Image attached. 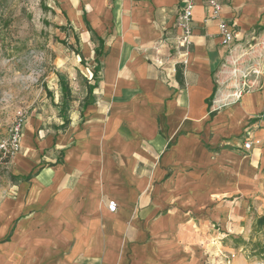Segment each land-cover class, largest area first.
<instances>
[{"label": "crops", "instance_id": "0c3cea01", "mask_svg": "<svg viewBox=\"0 0 264 264\" xmlns=\"http://www.w3.org/2000/svg\"><path fill=\"white\" fill-rule=\"evenodd\" d=\"M218 1L235 47L264 41V0ZM114 2L136 13L103 54L97 102L64 132L30 123L10 161V175L19 179L0 187V264H222L232 251L223 244L230 234L211 229L197 197L187 196L220 192L210 174L220 173L242 198L223 206L226 216L234 208L235 219L246 218L258 205L264 144L245 151L242 143L264 136V93L218 103L215 79L228 55L204 3L195 1L186 46L177 27L181 0ZM201 147L218 162L208 168L211 185L204 189ZM53 154L56 160L43 163ZM206 207L216 217L210 221L227 224L228 216L214 213L218 205ZM234 264L248 263L238 255Z\"/></svg>", "mask_w": 264, "mask_h": 264}, {"label": "rangeland", "instance_id": "374dc122", "mask_svg": "<svg viewBox=\"0 0 264 264\" xmlns=\"http://www.w3.org/2000/svg\"><path fill=\"white\" fill-rule=\"evenodd\" d=\"M135 10L133 5L119 7L114 0H0V141L9 145L12 129L20 119L19 114L23 120L18 149L5 158L6 163L0 165V187L8 185L10 161L21 152L25 131L30 123L38 119L42 123L43 132L47 129L52 133L55 131L53 124L60 125L62 121L73 118L79 120L81 102L86 93L85 82L92 81L91 69L97 58L94 52L98 44L97 37L106 38L107 43L102 52H108V48L115 42V32L128 29L131 22L127 21L136 13ZM59 27H66L68 36ZM65 40L71 48L61 43ZM78 52L83 55L82 63ZM103 57H99L101 62ZM59 80L70 87V101L66 104H62ZM259 115L263 116L260 120L264 123V111L259 112ZM28 137L31 139V132ZM206 149L211 151L207 147L200 148L202 178L199 185L202 189L211 185L207 176L212 174V182L220 192L211 196L188 195L187 199L194 200L197 197V203L200 204L198 214L204 221H209L211 229L219 231L221 235L230 234L223 244L231 247L235 259L243 255L248 264H264L250 250L254 242L262 240V235L255 234L252 226L255 217L263 211L260 200L264 198L263 184L259 191L258 205L249 206L246 218L235 219L233 208L227 214V224L221 220L219 224L213 223L210 220L213 216L216 221V217L205 208L206 203L212 201L218 205L220 209L214 210V213L224 219L227 216L223 206L228 204L235 207L242 198L234 189L235 185L225 183L224 174H207L210 165H218V162ZM56 157L53 154L43 163L51 164ZM194 182L189 180L187 183ZM231 252L224 253L223 260Z\"/></svg>", "mask_w": 264, "mask_h": 264}, {"label": "built area", "instance_id": "2783aa9c", "mask_svg": "<svg viewBox=\"0 0 264 264\" xmlns=\"http://www.w3.org/2000/svg\"><path fill=\"white\" fill-rule=\"evenodd\" d=\"M196 0H181L182 6L177 16V27L181 32V42L190 45L193 35V10ZM206 10V20L216 21L217 29L221 39V45L227 48L228 60L216 75L218 103L221 106L240 100L245 93L261 90L264 93V41L254 42L246 47H235L236 33L232 24L221 17V5L218 0H201ZM258 47V48H257ZM19 122L12 129L10 144L0 141V165L5 163V158L17 150L21 137L22 118L19 114ZM264 144V136L252 140L243 141V149L250 151L254 147ZM111 213L117 211L114 201L107 203ZM235 254L230 253L222 264H234Z\"/></svg>", "mask_w": 264, "mask_h": 264}, {"label": "trees", "instance_id": "16d2710c", "mask_svg": "<svg viewBox=\"0 0 264 264\" xmlns=\"http://www.w3.org/2000/svg\"><path fill=\"white\" fill-rule=\"evenodd\" d=\"M83 20L85 21L84 17ZM86 24L88 25V22L85 21ZM60 31L62 33H64L66 36H68V30L65 27H59ZM258 30H262V28H258ZM89 32H91L92 35H94L93 31L91 29H89ZM97 47L94 49V52L97 56V58L94 60V66L91 69L92 72V77H91V82L90 81H86V93L85 96L83 97V101L81 102V106H80V113L83 112V110L88 106V105H93L97 102L96 96L94 94L95 90L98 88V82L100 80V75L101 72L103 70V65L101 64L99 57L103 55V48L106 44V40L103 39L101 36L97 37ZM61 43L63 45H67L69 48H71L72 46H70L68 44V42L65 41H61ZM78 56L81 59V63L83 62V55L80 54V52H78ZM176 78L179 81L180 84L183 83L182 81V71L179 67L176 68ZM60 84V89H61V100H62V104H66L68 101H70V87L68 84H66L63 80H59L58 81ZM210 98L207 100V103H209ZM212 114V113H211ZM70 123V120H64L61 122L60 125H55L53 124V128L55 129L56 133L59 132H64V130L68 127ZM62 154L60 153L59 158L61 159ZM7 160H5L4 162L6 163ZM58 162V161H57ZM32 176L28 175L26 177H24V180H30ZM10 178L12 180L14 179H19V177L16 176H11ZM254 223L252 226V230L255 234H260L262 235V240L256 241L253 243V245L251 246V251L253 256L257 257L259 260H261L264 263V212L261 215H258L257 217H255L254 219ZM245 242V241H244ZM245 244V243H243Z\"/></svg>", "mask_w": 264, "mask_h": 264}]
</instances>
